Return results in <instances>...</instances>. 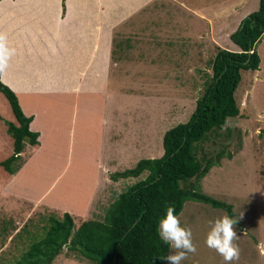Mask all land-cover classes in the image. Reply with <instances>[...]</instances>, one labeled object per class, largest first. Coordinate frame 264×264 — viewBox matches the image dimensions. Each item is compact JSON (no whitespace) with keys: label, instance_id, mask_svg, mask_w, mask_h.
Listing matches in <instances>:
<instances>
[{"label":"rangeland","instance_id":"rangeland-1","mask_svg":"<svg viewBox=\"0 0 264 264\" xmlns=\"http://www.w3.org/2000/svg\"><path fill=\"white\" fill-rule=\"evenodd\" d=\"M159 7L147 12L152 25L144 18L141 25H130L137 38L125 44L133 50L122 57L113 53L121 64L111 68L103 91L75 98L44 95L37 105L25 107L34 116L31 129L40 133L41 147L26 146L30 173L12 182L34 200L37 194L44 195L43 202H57L50 207L7 198L8 178L0 167V264L16 263L42 234L49 215L61 218L67 212L75 227L85 219L102 220L118 195L144 178L113 181L110 176L163 155L164 133L188 121L212 75L218 49L238 50L229 34L238 20L257 10L258 0H177L171 9ZM211 28L215 34L210 37ZM175 33L199 39L203 51L194 52L195 42L175 39ZM255 49L259 68L242 71L234 92L240 116L228 118L218 137L212 134L198 147L199 156H231L199 181L203 193L232 205L235 212L239 258L231 264H264V34ZM12 119L0 96V159L11 149L6 122ZM225 214L202 202L184 203L178 216L181 226L191 229L196 252L187 253L181 264H226L205 243L210 221ZM174 251L170 246L169 254ZM53 264L93 263L64 248Z\"/></svg>","mask_w":264,"mask_h":264},{"label":"trees","instance_id":"trees-1","mask_svg":"<svg viewBox=\"0 0 264 264\" xmlns=\"http://www.w3.org/2000/svg\"><path fill=\"white\" fill-rule=\"evenodd\" d=\"M263 34L264 0H258L257 10L229 35L238 50L218 49L211 65L212 75L204 83L188 121L164 133L163 155L142 159L133 168L110 176L113 181L144 178L121 192L102 220L85 219L75 227L67 212L61 218L49 215L42 234L30 242L14 264H53L64 248L93 264H165L170 244L160 238L158 224L167 206L173 205L179 215L185 202H202L235 219L232 205L206 195L199 183L222 158H231L230 154L199 156L198 147L210 135L218 137L228 118L240 116L234 92L242 71L258 70L260 58L255 45ZM0 95L13 118L6 122L11 149L0 167L11 175L25 143L37 145L39 134L30 129L32 117L25 115L15 93L1 81ZM236 226L240 228L238 222Z\"/></svg>","mask_w":264,"mask_h":264},{"label":"crops","instance_id":"crops-1","mask_svg":"<svg viewBox=\"0 0 264 264\" xmlns=\"http://www.w3.org/2000/svg\"><path fill=\"white\" fill-rule=\"evenodd\" d=\"M175 3L177 0H1L0 34L6 36L7 46L14 49V55L5 70L0 72V81L15 93L27 116L32 114L25 107L37 105L38 98L44 95L75 98L98 94L108 86L111 68L121 64V58L112 59L113 53L122 57L133 50L125 44L137 38L132 35L130 25H141V18L148 19L152 25L149 13L155 10L156 4L160 10H165L171 9ZM180 4L185 5L182 1ZM144 12L145 15H141ZM243 19L238 20L236 30ZM208 25H211L210 20ZM208 33L211 37L215 31L211 28ZM163 35L166 40L168 35ZM189 36L175 33L174 38L194 41V52L203 51L200 40ZM197 36L201 38L202 34ZM149 39L156 40L151 35ZM153 50L151 48L150 53ZM31 117L33 121L34 116ZM38 134L37 145L25 143L13 174L7 175L1 168L8 178V192L5 194L12 201H24L21 199L24 198L32 205L43 202L44 195L36 194L39 198L34 200L12 182L30 173L25 165V153H28L25 148L41 147ZM56 202L57 199L53 198L43 204L54 207Z\"/></svg>","mask_w":264,"mask_h":264},{"label":"clouds","instance_id":"clouds-1","mask_svg":"<svg viewBox=\"0 0 264 264\" xmlns=\"http://www.w3.org/2000/svg\"><path fill=\"white\" fill-rule=\"evenodd\" d=\"M13 55L14 49L7 46L6 36L0 34V72L5 70L8 60ZM236 223L237 220L227 214L210 221V230L205 239L206 246L222 256L226 264H231L239 258V248L234 243L238 237L234 230ZM158 232L162 241L175 249L165 258L166 264H181V261L187 258V253L196 252L191 229L181 226L180 218L173 205L166 207L165 215L158 224Z\"/></svg>","mask_w":264,"mask_h":264}]
</instances>
